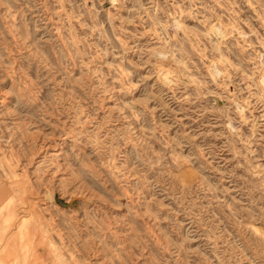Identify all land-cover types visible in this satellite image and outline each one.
<instances>
[{"label": "rangeland", "instance_id": "374dc122", "mask_svg": "<svg viewBox=\"0 0 264 264\" xmlns=\"http://www.w3.org/2000/svg\"><path fill=\"white\" fill-rule=\"evenodd\" d=\"M0 255L264 264V0H0Z\"/></svg>", "mask_w": 264, "mask_h": 264}, {"label": "crops", "instance_id": "0c3cea01", "mask_svg": "<svg viewBox=\"0 0 264 264\" xmlns=\"http://www.w3.org/2000/svg\"><path fill=\"white\" fill-rule=\"evenodd\" d=\"M0 264H2V259H1V255H0Z\"/></svg>", "mask_w": 264, "mask_h": 264}, {"label": "bare ground", "instance_id": "6f19581e", "mask_svg": "<svg viewBox=\"0 0 264 264\" xmlns=\"http://www.w3.org/2000/svg\"><path fill=\"white\" fill-rule=\"evenodd\" d=\"M26 220V219H25ZM27 221V220H26Z\"/></svg>", "mask_w": 264, "mask_h": 264}]
</instances>
